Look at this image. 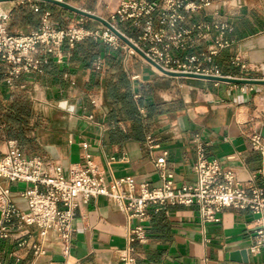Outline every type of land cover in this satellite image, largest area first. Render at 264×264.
<instances>
[{"label":"crops","instance_id":"crops-1","mask_svg":"<svg viewBox=\"0 0 264 264\" xmlns=\"http://www.w3.org/2000/svg\"><path fill=\"white\" fill-rule=\"evenodd\" d=\"M123 1L65 3L110 22ZM147 1L159 7L162 2ZM206 1V7L180 22L179 28L192 34L187 48H172L171 55L184 59L205 54L223 37L228 46L210 66L221 77L264 81V0ZM25 2L5 7L10 13L8 25L20 7L21 18L27 14L36 18L30 27L19 28L24 35L41 28L44 14L63 28L83 18L85 29L103 33L97 21L50 3ZM154 16L155 29L160 31L159 11ZM117 28L132 41L142 34V29L129 24L119 23ZM51 50L39 46L33 58L47 63L14 81L8 79L7 67L0 66L1 153L6 142L15 141L23 157L42 160L52 175L60 167L65 176L73 165L85 166L89 155L108 182L131 177L137 184L158 187L161 179L155 161L168 151V171L180 189L197 179L201 143L207 157L231 169L242 186L264 188L260 149L264 148V113L256 115L257 100L264 101V84L168 77L102 39L86 38L73 46L65 40L61 48ZM62 102H66L63 108ZM148 137L160 148L150 151ZM46 146L56 148L58 160ZM6 185L17 207L28 211L23 194L32 185ZM147 212L146 241L130 244L128 229L137 220H129L115 202L99 196L80 208L68 257L54 233L42 239L37 228L26 227L0 238V264H122L123 252L130 249L137 264H264V247L257 248L264 217L250 209L224 208L216 223L205 222L197 205L150 206ZM1 224L0 211V229ZM23 240L27 243L20 245ZM32 243H38L43 253L36 255ZM240 251L247 252V260L241 255L240 260H232V254Z\"/></svg>","mask_w":264,"mask_h":264},{"label":"built area","instance_id":"built-area-1","mask_svg":"<svg viewBox=\"0 0 264 264\" xmlns=\"http://www.w3.org/2000/svg\"><path fill=\"white\" fill-rule=\"evenodd\" d=\"M17 1L23 3L32 0L15 2ZM3 2L7 1L0 0V3ZM207 5L206 0H162L160 7L147 0H124L109 23L117 30L119 23L142 29L137 41L129 40L161 69L180 74L221 77L210 65L220 50L228 46L223 37L216 40L208 52L202 55L176 59L170 53L172 48L185 50L192 34L181 30L180 22L186 15L195 14ZM33 10L39 12L37 6ZM156 11H159V23L162 27L160 31H156L154 25ZM9 19L10 13L0 8V66L7 67L5 70L10 81L39 71L47 63V60L33 58L39 46L52 52L53 47L61 48L65 40L73 46L86 38L102 39L108 46L123 49L128 56H137L154 67L123 41L125 45H122L121 40L106 27L104 31L103 25V33L85 29L83 18L63 28L53 23L48 14H44L41 28L27 35L11 33ZM57 56L61 58L62 55L60 53ZM146 144L150 151L160 148L153 137H148ZM197 148V179L194 183L177 189L175 176L168 171V151H164L155 161L161 185L151 187L146 183L137 184L131 177L114 178L108 182L91 162L89 155L86 156V165H73L68 176L64 175L60 167H56L52 175L42 160L23 157L17 143L8 141L5 152H0V238H9L14 229L35 227L42 239H46L49 233H54L61 242L63 255L68 257L72 249L73 223L80 208L99 196L108 197L115 202L129 220H137L138 224L128 229L127 240L130 244L146 241L143 224L149 217L147 211L150 206L161 208L166 205H197L202 219L208 223L219 222L216 215L228 207L250 209L254 214L264 217V188L242 186L231 169L226 168L221 161L207 157L203 144L199 143ZM260 149L264 151V148ZM13 182L32 185L23 194L28 203L26 212L21 211L12 199L6 184ZM257 238V248L264 247V222L257 232ZM26 243L23 240L20 245ZM31 247L36 255L43 253L38 243H32ZM131 252V249L123 252L122 264H137Z\"/></svg>","mask_w":264,"mask_h":264},{"label":"water","instance_id":"water-1","mask_svg":"<svg viewBox=\"0 0 264 264\" xmlns=\"http://www.w3.org/2000/svg\"><path fill=\"white\" fill-rule=\"evenodd\" d=\"M5 1H16V0H5ZM41 2L50 3L56 6H59L67 11L73 12L75 14H78L80 16L86 17L88 19L97 21L101 23L104 27H106L109 31H111L113 34H115L121 41H123L125 44H127L129 47L134 49L140 56L145 58L150 64H152L158 71L163 73L164 75L168 77H175V78H198V79H205L210 81H218V82H228V83H234V84H264V81H248V80H240V79H231L226 77H213V76H206V75H195V74H180V73H174L170 71H166L164 69H161L156 64H154L150 59H148L145 54L138 49L127 37H125L123 34H121L115 27L112 26L111 23H109L107 20L98 17L96 15H93L89 12H86L84 10H80L76 7L71 6L68 3L65 2H59L55 0H36ZM78 114V112H77ZM45 150L52 156V158L58 160L59 155L56 151V148L53 146H46ZM240 255L243 257V260H247V252L246 251H240L235 252L232 254L231 258L232 260H240Z\"/></svg>","mask_w":264,"mask_h":264},{"label":"rangeland","instance_id":"rangeland-1","mask_svg":"<svg viewBox=\"0 0 264 264\" xmlns=\"http://www.w3.org/2000/svg\"><path fill=\"white\" fill-rule=\"evenodd\" d=\"M26 4V2H25ZM16 6V4L14 5ZM13 6V7H14ZM12 8V7H10ZM21 7L18 8V10H15L18 12V14L14 15L13 18L11 17V20H10V25H9V29L12 33H23V34H26L24 31H19V28L22 27V24L26 25V26H31V24H35V21H36V18L34 16H31L30 14H27L26 17H22V14H21V11H20ZM17 16H20L18 20L17 19ZM21 24V25H20ZM104 27V26H103ZM105 28V27H104ZM26 31L28 32L29 31V28L26 29ZM106 31V28L105 30ZM30 32V31H29ZM122 42V41H121ZM122 45H125L123 42L121 43ZM0 142H3L1 139H0ZM5 148L3 147L2 150H4ZM1 151V150H0ZM3 152V151H2Z\"/></svg>","mask_w":264,"mask_h":264},{"label":"bare ground","instance_id":"bare-ground-1","mask_svg":"<svg viewBox=\"0 0 264 264\" xmlns=\"http://www.w3.org/2000/svg\"><path fill=\"white\" fill-rule=\"evenodd\" d=\"M17 3H20V2H18V1L17 2H15V1L3 2V3H0V8H4L6 10L5 7H13ZM257 108H258V112L256 115H260L261 113H264V101L258 99L257 100Z\"/></svg>","mask_w":264,"mask_h":264},{"label":"clouds","instance_id":"clouds-1","mask_svg":"<svg viewBox=\"0 0 264 264\" xmlns=\"http://www.w3.org/2000/svg\"><path fill=\"white\" fill-rule=\"evenodd\" d=\"M65 105H66V102H62L61 105H60V107L63 108V107H65ZM69 111H70V112H71V111H74V109H73V108H70Z\"/></svg>","mask_w":264,"mask_h":264}]
</instances>
